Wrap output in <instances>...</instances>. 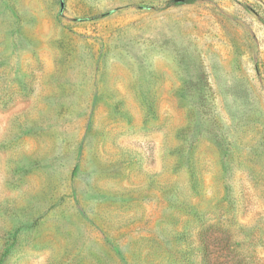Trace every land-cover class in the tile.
Masks as SVG:
<instances>
[{
    "label": "rangeland",
    "instance_id": "374dc122",
    "mask_svg": "<svg viewBox=\"0 0 264 264\" xmlns=\"http://www.w3.org/2000/svg\"><path fill=\"white\" fill-rule=\"evenodd\" d=\"M184 253L264 264V0H0V264Z\"/></svg>",
    "mask_w": 264,
    "mask_h": 264
},
{
    "label": "trees",
    "instance_id": "16d2710c",
    "mask_svg": "<svg viewBox=\"0 0 264 264\" xmlns=\"http://www.w3.org/2000/svg\"><path fill=\"white\" fill-rule=\"evenodd\" d=\"M60 1H62V0H60ZM184 257L186 258V262L188 264H197L195 258L191 257L190 255L184 253Z\"/></svg>",
    "mask_w": 264,
    "mask_h": 264
},
{
    "label": "water",
    "instance_id": "95a60500",
    "mask_svg": "<svg viewBox=\"0 0 264 264\" xmlns=\"http://www.w3.org/2000/svg\"><path fill=\"white\" fill-rule=\"evenodd\" d=\"M63 4V3H62Z\"/></svg>",
    "mask_w": 264,
    "mask_h": 264
}]
</instances>
